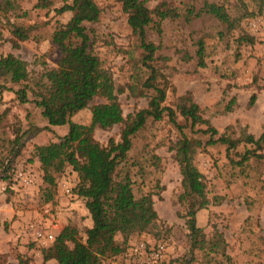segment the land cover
Returning a JSON list of instances; mask_svg holds the SVG:
<instances>
[{
    "label": "rangeland",
    "instance_id": "obj_1",
    "mask_svg": "<svg viewBox=\"0 0 264 264\" xmlns=\"http://www.w3.org/2000/svg\"><path fill=\"white\" fill-rule=\"evenodd\" d=\"M6 0H0L4 4ZM13 8L4 16L0 13V57L12 54L27 63L31 78L37 77L45 68L56 66L59 56L51 44V35L60 24H66L71 13L61 15L55 9L64 0H44L46 8L36 7L42 0H9ZM204 1L222 4L233 16H238L237 0H194L198 7ZM101 9L97 23L86 24L92 39V52L109 69L115 86H126L133 63L139 51L136 39L126 23V14L115 0H95ZM249 10H255L257 0H244ZM157 0H147V7L153 9ZM14 27L23 29L29 40L12 46L15 40L11 32ZM163 33L158 37L148 31V40L162 44L158 54L167 57L164 73L168 84L164 106L176 109L180 98L187 93L201 111L204 119L219 134L226 133L233 138L253 135L257 139L264 126V10L263 13L244 19L240 27L227 33L225 28L209 17H202L190 24L166 22ZM91 30V33H90ZM221 34V35H220ZM254 39L253 45L239 44L240 35ZM198 39L205 42V68H196L194 62L180 61L181 52L193 53ZM23 84H11L0 79V176L2 169L11 161L14 172L0 180V264H54L44 263L42 250L48 248L34 238V230L55 234L65 227L74 228L80 239H84L92 222L81 199L73 193L79 183L78 174L66 167L55 174V187L48 188L43 182V172L37 160L31 157L35 145L56 142L68 132V126L49 127L41 116L40 109L33 103H19L15 90ZM10 89V90H7ZM255 100L250 104L252 97ZM28 99L33 100L31 93ZM123 115L134 113L147 106L146 97H134L125 93L119 95ZM94 98L87 108L77 112L72 121L89 125L91 109L102 103ZM177 124L185 126L181 116ZM203 126L192 131L185 126L183 133L205 143L207 136L199 133ZM120 126L109 130L96 129L94 138L105 145L108 139L120 137ZM21 136V150L18 157L11 159V142ZM180 138V131L168 122L149 119L144 128L132 140L133 147L128 164L135 191L138 196L152 194L154 208L159 217L160 238L148 234L134 235L127 243V250L116 258L106 259L103 264H135L132 245L147 244L152 248L161 244L163 252L159 260L150 264H178L189 251L187 230L184 225L183 207L178 203L182 193L181 177L174 153L169 150L171 142ZM251 145H240L236 152L241 154ZM264 153V150L262 151ZM159 158L154 161L153 157ZM233 160H238L232 155ZM195 166L203 174L209 205L197 213L196 224L203 230L207 240L214 239V227L223 233L226 241V256L195 252L194 264H263L264 263V161L250 159L242 167L230 164L225 146L217 144L199 150L194 157ZM22 173L29 182L17 177ZM52 199L45 201L47 190ZM69 190V191H66ZM54 232V231H53ZM116 240L121 241L117 236ZM131 249V250H130Z\"/></svg>",
    "mask_w": 264,
    "mask_h": 264
},
{
    "label": "trees",
    "instance_id": "obj_2",
    "mask_svg": "<svg viewBox=\"0 0 264 264\" xmlns=\"http://www.w3.org/2000/svg\"><path fill=\"white\" fill-rule=\"evenodd\" d=\"M126 14V23L131 35L136 39V49L140 52L134 62L133 72L126 86H115V80L109 69L92 52V39L86 24L97 23L101 9L95 0H64L61 7L55 9L57 15L70 12L72 15L66 24L58 25L51 35V44L59 56L56 66L45 68L35 78L29 76L27 63L8 54L0 57V79L11 84H23L14 91L19 103H33L41 111V116L49 127L68 126V132L56 142L35 145L31 157L40 164L43 182L48 188L55 187V174H60L66 167L78 174L79 183L73 193L81 199L92 225L82 240L77 231L65 227L55 234L54 241L42 250L44 263L54 264H103L106 259L123 255L127 250L128 240L134 235L148 234L159 239V217L154 208L152 194L138 196L128 164L132 150V140L144 128L147 121H161L166 116L168 122L180 131V138L171 142L169 150L174 153L181 177L182 193L178 203L183 207L184 225L187 230L189 251L178 264H194L195 252L205 256L214 253L226 256V241L222 232L214 227V239L207 240L203 230L196 224L197 213L209 205L203 174L194 163L199 150L217 144L225 146L226 158L230 164L242 167L250 159L264 161V126L260 136L253 135L233 138L225 132L219 134L204 119L199 106L193 102L189 93L180 98L176 109L164 106L169 81L164 73L167 57L158 54L162 44L148 40V31L158 37L163 33L162 25L166 22L190 24L202 17H209L223 26L227 33L240 27L241 21L263 13L264 0H257L256 9L249 10L244 0H237L238 16L233 17L218 2L204 1L200 6L194 0H157L153 9L147 7V0H115ZM49 4L42 0L36 7L46 8ZM13 8L6 0L0 4V13L4 16ZM91 33V30H90ZM16 48L19 42L29 40V35L21 28L14 27L11 32ZM221 35V34H220ZM239 44L253 45L254 39L248 35L238 37ZM205 42L198 39L194 51L181 52L180 61L194 62L196 68H205ZM10 90V89H7ZM11 91V90H10ZM128 92L134 97H146L147 106L134 113L123 115L119 95ZM31 93L33 100L28 99ZM102 103L91 109L89 125H80L72 117L87 108L94 99ZM253 96L250 100L252 104ZM181 116L190 130L203 126L199 133L207 136L205 143L188 138L183 128L176 122ZM120 126L118 141L110 138L105 145L94 138L96 129L109 130ZM21 136L11 142V159L20 154ZM251 145L243 153L236 150L240 145ZM238 157L233 160L232 155ZM154 161L159 158L154 156ZM11 161L2 169L0 180L14 172ZM51 189L47 190L45 201L52 199ZM120 236L121 241L116 240ZM264 264V263H263Z\"/></svg>",
    "mask_w": 264,
    "mask_h": 264
},
{
    "label": "built area",
    "instance_id": "obj_3",
    "mask_svg": "<svg viewBox=\"0 0 264 264\" xmlns=\"http://www.w3.org/2000/svg\"><path fill=\"white\" fill-rule=\"evenodd\" d=\"M17 177L21 179L22 181H24L25 184L29 182V179H27L20 172L17 174ZM66 191H69V190H66ZM56 230H57V226H54L51 232H43L40 229H36L34 230V238L39 244L46 246L49 243H52L54 241ZM132 246H133L132 254L135 258H137V260L135 261V264H150L149 260L145 261V260H142V258L147 259L149 257L150 260H153V261L159 260L163 252V247L161 244H157L152 248H148L147 247L148 245L143 242L132 245Z\"/></svg>",
    "mask_w": 264,
    "mask_h": 264
}]
</instances>
